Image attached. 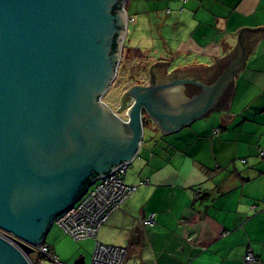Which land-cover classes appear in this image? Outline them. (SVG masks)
Segmentation results:
<instances>
[{"label":"water","instance_id":"95a60500","mask_svg":"<svg viewBox=\"0 0 264 264\" xmlns=\"http://www.w3.org/2000/svg\"><path fill=\"white\" fill-rule=\"evenodd\" d=\"M126 2L0 0V228L18 238L0 235V264H30L56 216L137 159L144 118L167 134L230 109L235 75L264 37V28L243 29L208 81L157 83L152 67L149 85L126 91L124 118L103 96L121 61Z\"/></svg>","mask_w":264,"mask_h":264},{"label":"crops","instance_id":"0c3cea01","mask_svg":"<svg viewBox=\"0 0 264 264\" xmlns=\"http://www.w3.org/2000/svg\"><path fill=\"white\" fill-rule=\"evenodd\" d=\"M178 2L182 13L171 42L160 31L162 46L144 50L154 64L169 62L149 66L157 83L208 81L235 51L243 29L264 28V0ZM165 3L145 0V12L150 16ZM150 70L132 85H149ZM144 120L139 157L125 175L138 188L98 240L127 247L126 264H264V37L235 75L230 109H215L167 134ZM82 241L68 252L60 239L45 242L60 261L90 264L96 239ZM249 249L255 262L245 261Z\"/></svg>","mask_w":264,"mask_h":264},{"label":"rangeland","instance_id":"374dc122","mask_svg":"<svg viewBox=\"0 0 264 264\" xmlns=\"http://www.w3.org/2000/svg\"><path fill=\"white\" fill-rule=\"evenodd\" d=\"M146 7L145 0H127L126 2L125 10L129 14V21L121 61L114 82L103 96V101L115 108L117 113L124 118L132 103L130 97L126 96V91L133 83L141 82L143 77L147 76L151 65L154 64L151 62V57L145 58V48L149 45L153 47L162 46L160 31H166V37L171 42L170 35L176 31L177 19L182 13L178 0H167L163 7H158L150 16L145 12ZM132 16L134 17L133 21H131ZM46 238L47 241L60 239V245L65 252L71 251L70 246L76 248V244L80 245L83 242L74 240L56 223H53ZM32 258L34 264L54 263L38 253L33 254ZM61 261L68 264L63 259Z\"/></svg>","mask_w":264,"mask_h":264},{"label":"built area","instance_id":"2783aa9c","mask_svg":"<svg viewBox=\"0 0 264 264\" xmlns=\"http://www.w3.org/2000/svg\"><path fill=\"white\" fill-rule=\"evenodd\" d=\"M182 1L185 2L186 0ZM131 21H133V18H131ZM263 154L264 152L261 153V155ZM129 167V164H123L112 174L96 180L79 200L56 216L53 221L76 241L89 238L96 239L90 264H126L128 248L102 243L98 240V235L111 215L119 210L138 188V186L129 185L125 181V175ZM143 183L145 182H141V184ZM0 235L18 246V238L14 234L0 228ZM33 247L39 255L48 256L58 263L61 262L58 256L51 253L46 242ZM256 260L257 258L252 249H249L245 261L252 263ZM29 261L30 264H34L32 255H30Z\"/></svg>","mask_w":264,"mask_h":264},{"label":"trees","instance_id":"16d2710c","mask_svg":"<svg viewBox=\"0 0 264 264\" xmlns=\"http://www.w3.org/2000/svg\"><path fill=\"white\" fill-rule=\"evenodd\" d=\"M116 47H117V43L114 44V49H116ZM41 256H44V255H41Z\"/></svg>","mask_w":264,"mask_h":264}]
</instances>
